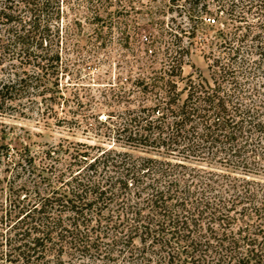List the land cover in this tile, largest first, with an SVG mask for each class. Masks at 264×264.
I'll list each match as a JSON object with an SVG mask.
<instances>
[{
    "label": "trees",
    "instance_id": "obj_1",
    "mask_svg": "<svg viewBox=\"0 0 264 264\" xmlns=\"http://www.w3.org/2000/svg\"><path fill=\"white\" fill-rule=\"evenodd\" d=\"M88 1L94 22L113 4ZM83 2L0 0V114L31 100L68 121L63 21L82 26ZM169 3L196 28L224 19L210 76L184 75L175 39V62L93 115L114 145L0 136V264H264V0Z\"/></svg>",
    "mask_w": 264,
    "mask_h": 264
},
{
    "label": "rangeland",
    "instance_id": "obj_2",
    "mask_svg": "<svg viewBox=\"0 0 264 264\" xmlns=\"http://www.w3.org/2000/svg\"><path fill=\"white\" fill-rule=\"evenodd\" d=\"M112 2L95 22L86 17L91 14L87 8L91 6L88 0H84L80 8L85 15L82 26L72 21L76 16L72 10L63 21L62 35L68 40L62 54L69 68L61 73L60 83L69 103L56 105V108L68 121L42 114L36 102L28 100L31 109L24 108V112L17 106L0 114V136H5L7 141L17 138L29 142L32 148L61 141L114 145V139L104 133L106 127L93 115L98 114L99 120L104 121L109 112L121 109L127 102L123 97L124 89L132 87L134 78L154 74L168 61L175 62L167 51L175 39L187 49L181 58L184 75L199 71L210 76L211 52L218 50L212 42L218 37L219 30L226 28L220 15L217 24H206L204 20L196 28V16L188 11L189 4L187 8L172 9L169 0ZM71 23L66 32L65 27ZM170 26L174 28L173 34L168 31ZM75 92L80 101L74 98ZM84 116L89 118L88 125ZM0 176H4L1 162Z\"/></svg>",
    "mask_w": 264,
    "mask_h": 264
}]
</instances>
